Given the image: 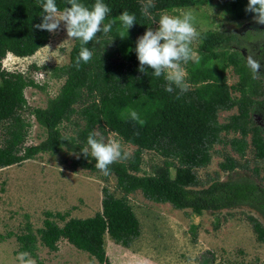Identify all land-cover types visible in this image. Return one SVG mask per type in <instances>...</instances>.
Wrapping results in <instances>:
<instances>
[{"label":"trees","instance_id":"1","mask_svg":"<svg viewBox=\"0 0 264 264\" xmlns=\"http://www.w3.org/2000/svg\"><path fill=\"white\" fill-rule=\"evenodd\" d=\"M44 0H0V124L4 135L0 146V169L18 165L38 154L56 153L60 150L74 154L72 169L95 171V159L89 150L86 157L82 150L87 137L94 129L105 136L115 134L122 142L134 147L130 157L110 165L115 188L121 193L114 197L101 189L100 211L84 219L70 218L57 226L45 213L42 227L37 230L39 243L48 251H55L59 240H65L78 251L85 252L98 264H110L103 249V238L129 249L139 236V224L126 201V196L139 191L143 198L154 203L168 204L175 210H189L200 216L204 212L219 213L225 210L248 207L264 221V190L248 177L233 175L223 181H213L199 188L195 170L208 165L210 150L220 143L221 132L238 134L228 141L230 149L242 157L247 146L255 159L264 163V127L253 126L250 114L264 112V67L255 78L247 66V57L253 55L264 65V28L246 30L242 34L207 30L200 32L196 53L198 60L189 61L184 67L189 89L179 99L176 93L164 90L163 77L138 71L135 53L138 37L152 22L140 12L141 0H104L111 12L105 19L119 21L123 11L134 13L136 23L130 29L119 24L111 36L103 32L86 47L94 53L88 63L75 61L81 44L73 40L68 64L62 69L64 82L55 97L48 99L44 108L32 110V116L45 132V138L35 146H23L25 132L18 111L25 105L23 90L36 85L20 74L1 68L7 54L26 58L44 47L49 32L33 27L41 22ZM91 6L94 0H81ZM151 9L156 20L161 13L192 7L197 0H154ZM63 10L67 0H56ZM247 0H231L230 11L237 19L251 18L245 12ZM125 37V38H120ZM230 68L237 81L226 82ZM232 92L237 97L232 96ZM136 109L146 123L143 126L126 118V109ZM235 109L227 122L218 124L219 111ZM76 116L82 125L74 136H65L59 126ZM138 133V134H137ZM143 151L156 153L161 165L150 175H139ZM239 167L229 156L219 164L223 172L231 173ZM173 170V176L170 175ZM256 170H254L255 172ZM58 218L62 219L60 215ZM255 239L264 243V228L252 217H247ZM218 225H214V230ZM1 239V237H0ZM18 253L28 251L34 238L27 234L16 238ZM37 264H41L37 262Z\"/></svg>","mask_w":264,"mask_h":264},{"label":"rangeland","instance_id":"2","mask_svg":"<svg viewBox=\"0 0 264 264\" xmlns=\"http://www.w3.org/2000/svg\"><path fill=\"white\" fill-rule=\"evenodd\" d=\"M189 8L196 16V27L200 32L213 30L242 34L246 30L264 28V25L255 22L253 16L247 19L234 17L230 11L231 0H197ZM189 8L161 14H178ZM119 24L115 22L107 35L111 36ZM157 27V23H152L153 30ZM198 43L197 40L192 44L195 52ZM72 45L73 40L67 37L61 22L60 29L49 32L46 45L33 55L16 58L7 54L1 61L4 71L20 74L36 85L23 90L26 105L16 114L25 132L23 146H35L45 138V132L36 124L32 110L44 108L47 100L58 93L64 82L62 69L68 64ZM225 73L227 84H235L237 78L231 69L228 68ZM232 96L237 97V94L232 92ZM235 113L234 108L219 111L216 121L224 124ZM263 117L264 112L251 113V124L261 127ZM4 125L0 124V146L5 138ZM81 125L82 122L74 115L70 121L62 122L59 129L65 136H74ZM94 130L100 131L97 128ZM104 137L106 140L113 138V133L107 132ZM237 137L238 134L232 132L219 134L220 143L211 147L208 165L194 171L199 188L236 174L251 178L259 190H264V163L254 158L249 136L245 137L247 146L243 156L233 152L228 141ZM115 138L119 139L116 135ZM121 143L123 150L131 155L134 147ZM226 156L239 165L231 173L219 169ZM75 157L60 150L38 154L18 165L0 169V264H18L16 258L20 244L16 238L27 234L34 238L30 247L36 262L98 264L94 258L76 250L65 240H59L56 250L51 252L41 246L38 239L37 230L42 227L45 213L51 214L50 221L60 227L70 218L84 219L99 212L102 188L114 197L121 196L115 188L114 177L105 176L98 169L92 172L72 169ZM161 162L156 153L143 151L138 174L150 175ZM170 175L173 176V170H170ZM126 201L138 221L139 236L129 249L114 244L106 236L103 238L104 252L108 255L115 253L120 264H264V243L256 241L247 217L257 220L263 228L264 221L251 208L204 212L196 216L189 210H175L166 203L146 200L139 191L127 195ZM216 224L218 228L214 230Z\"/></svg>","mask_w":264,"mask_h":264},{"label":"clouds","instance_id":"3","mask_svg":"<svg viewBox=\"0 0 264 264\" xmlns=\"http://www.w3.org/2000/svg\"><path fill=\"white\" fill-rule=\"evenodd\" d=\"M67 5L61 10L56 0H44L41 5V22L33 27L54 33L63 22L67 37L78 40L81 44L75 61V67L79 69L81 62L88 63L94 55L86 45L97 38L98 33H110L115 20L105 23L111 9L104 0H94L90 7L81 0H67ZM155 6L154 0H141V14L152 23H157L158 27L155 30L148 27L137 39L135 53L139 61L138 71L148 75L145 66L150 68L152 76L163 77L166 81L164 90L168 93L175 92L179 99L189 89L184 66L189 61L199 59L192 44L201 38V33L196 27V16L192 9L181 10L178 14H161L156 20L151 12ZM245 12L253 14L255 22L264 25V0H248ZM136 19L134 13L126 10L120 13L119 21L126 29V34L128 29L137 24ZM247 66L254 74L253 78L264 67L253 55L247 57ZM126 118L140 126L146 123L134 108L126 109ZM86 143L88 147L82 150L83 154L88 157L90 150L91 157L96 162L95 168L105 176L110 175V165L130 157V153L123 150L120 139L115 138V134L113 138L106 140L100 131L94 130L89 133ZM16 259L18 264H37L28 251L19 252Z\"/></svg>","mask_w":264,"mask_h":264},{"label":"crops","instance_id":"4","mask_svg":"<svg viewBox=\"0 0 264 264\" xmlns=\"http://www.w3.org/2000/svg\"><path fill=\"white\" fill-rule=\"evenodd\" d=\"M117 253V252H116ZM105 255H106V257H108L107 259L109 260V263L110 264H120L121 262H120V260L118 259V256L117 255H115V253H113L112 255H108V253L107 252H105ZM113 257V258H112Z\"/></svg>","mask_w":264,"mask_h":264},{"label":"flooded vegetation","instance_id":"5","mask_svg":"<svg viewBox=\"0 0 264 264\" xmlns=\"http://www.w3.org/2000/svg\"><path fill=\"white\" fill-rule=\"evenodd\" d=\"M263 122H264V117H263ZM261 127H264V124H262V126Z\"/></svg>","mask_w":264,"mask_h":264}]
</instances>
